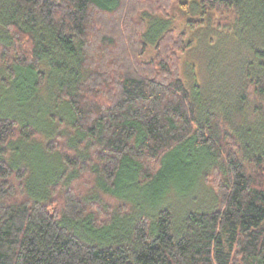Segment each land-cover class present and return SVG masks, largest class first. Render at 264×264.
<instances>
[{"label":"trees","instance_id":"1","mask_svg":"<svg viewBox=\"0 0 264 264\" xmlns=\"http://www.w3.org/2000/svg\"><path fill=\"white\" fill-rule=\"evenodd\" d=\"M172 1L0 0V264H264V0H186L189 30L218 16L252 59L204 109L187 33L154 31ZM10 92L45 97L49 132ZM40 139L58 170L34 186L16 157ZM190 170L212 203L177 219L155 202Z\"/></svg>","mask_w":264,"mask_h":264},{"label":"rangeland","instance_id":"2","mask_svg":"<svg viewBox=\"0 0 264 264\" xmlns=\"http://www.w3.org/2000/svg\"><path fill=\"white\" fill-rule=\"evenodd\" d=\"M189 5L186 0H173L168 16L163 17L165 20L161 24L157 23L154 26V31L156 32L161 26H167L173 28L175 34L186 32L191 47L180 56L181 78L187 85L197 84L199 86V90L192 92V95L203 109L218 102L229 105L235 97V90L245 82L242 77L240 56L245 55L248 61H252V59L246 54L245 48L235 36V26L221 23L218 16L205 18L204 25L196 30H189L187 21L201 19L199 14L193 16ZM38 107L44 111L48 110L49 106L45 97H19L18 93L10 92L4 95L2 102L4 111H10L20 118L35 121L40 128L49 132L42 113H36ZM218 109H220V105L217 106L216 110ZM43 142L44 139H40L32 146L22 147L23 155L16 157L17 161L26 160L31 163L34 168L32 181L34 186L58 170L55 160L42 155ZM191 174L190 170L184 175H177L174 178L176 181L174 187L170 188L172 190L157 200L156 206L159 204L169 207L177 219L187 210L199 211V209L209 207L212 203L211 197L196 180L189 179ZM158 189L160 188L156 187L154 190ZM131 191L132 197L144 199L148 196V194L134 192L136 191L134 189ZM119 192L126 194L124 187H121Z\"/></svg>","mask_w":264,"mask_h":264}]
</instances>
